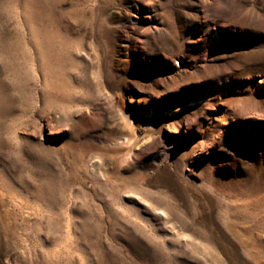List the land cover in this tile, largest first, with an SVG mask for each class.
Wrapping results in <instances>:
<instances>
[{"label": "rangeland", "instance_id": "rangeland-1", "mask_svg": "<svg viewBox=\"0 0 264 264\" xmlns=\"http://www.w3.org/2000/svg\"><path fill=\"white\" fill-rule=\"evenodd\" d=\"M0 264H264V0H0Z\"/></svg>", "mask_w": 264, "mask_h": 264}, {"label": "bare ground", "instance_id": "bare-ground-1", "mask_svg": "<svg viewBox=\"0 0 264 264\" xmlns=\"http://www.w3.org/2000/svg\"><path fill=\"white\" fill-rule=\"evenodd\" d=\"M145 201H148L147 199H144ZM148 202H150V201H148ZM152 203V202H151ZM153 204V203H152ZM151 204V206L153 207L154 206V204L152 205ZM154 208H155V210H160L161 212H163V214L164 215H166L167 217L170 215L166 210H167V208L166 207H155L154 206ZM172 230H176V231H178V234H179V232H180V230H179V227H177L174 223H173V225H172ZM182 233V232H181ZM181 236H185V237H188L189 239H192V238H190V236H188V235H186V234H181ZM192 241V240H191ZM190 241V242H191ZM192 244H194V241H192L191 242ZM211 259H213L214 258V256H213V254H211L210 253V256H209Z\"/></svg>", "mask_w": 264, "mask_h": 264}]
</instances>
